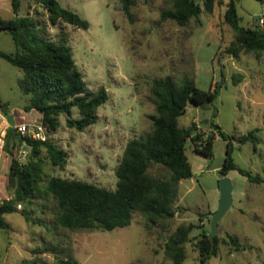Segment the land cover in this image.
Returning a JSON list of instances; mask_svg holds the SVG:
<instances>
[{
  "label": "rangeland",
  "instance_id": "rangeland-1",
  "mask_svg": "<svg viewBox=\"0 0 264 264\" xmlns=\"http://www.w3.org/2000/svg\"><path fill=\"white\" fill-rule=\"evenodd\" d=\"M203 1L195 0L201 8L199 16L178 26L160 20V13L171 7L167 0H132L130 19L121 0H57L89 23V28L82 30L60 21L52 25L42 7L32 0H19L17 16L37 22L44 39L64 41L90 92L100 87L107 92L95 124L82 132L66 126L68 118H79L76 109L70 117H58L59 127L55 133H47L48 142L67 153V164L52 166L42 151V186L49 178L59 177L115 190L116 168L127 142L151 130L156 102L149 88L155 79L169 80L175 86L191 81L208 91L223 77L218 96L208 109L189 103L178 126L198 123L194 134L204 141L216 133L209 126L211 120L232 142L236 167L264 179V51L240 52L237 57L228 54L235 40V33L224 21L230 0H214L211 13L204 10ZM233 2L245 28H251L253 18L264 13V0ZM0 17H14L11 0H0ZM0 52H17L8 32L0 31ZM22 77L20 69L0 58V101L7 104L0 107V117L9 126L41 123L38 112L24 109L29 96L22 93ZM206 119L208 123L202 124ZM250 132H255L258 144H240L239 139ZM225 149L226 141L217 136L212 156L204 157L187 141L185 155L192 177L179 183L176 213L163 225L149 227L135 212L129 226L112 231L67 229L55 221L51 196L16 205L18 212L5 215L8 227L0 230V264H58L60 259L78 264H174L165 253V244L180 225L192 226L182 264H202L196 243L202 235H209L211 214L218 207ZM30 152L25 143L12 147V156L0 150V179L6 186L0 203H14L8 183L12 158L25 163ZM147 173L155 179L168 176L161 165L151 166ZM225 177L232 184V204L218 223V252L206 264H264V182L253 184L237 170ZM229 236L238 240V248Z\"/></svg>",
  "mask_w": 264,
  "mask_h": 264
},
{
  "label": "trees",
  "instance_id": "trees-1",
  "mask_svg": "<svg viewBox=\"0 0 264 264\" xmlns=\"http://www.w3.org/2000/svg\"><path fill=\"white\" fill-rule=\"evenodd\" d=\"M48 14V21L55 25L59 21L87 30L89 23L73 11L63 8L57 0H32ZM169 9L160 13L161 21H173L184 26L191 18H197L201 8L195 0H167ZM123 12L130 19L132 0H121ZM214 0H204L203 7L207 13L213 10ZM13 18L0 17V31L11 34L17 52L8 55L0 52V58L20 69L23 73L21 90L29 96L25 111H36L41 115V124L46 132L53 134L59 127L58 117L62 114L70 117L72 109L79 114L78 119L68 118L66 126L82 132L95 124L97 110L107 101V92L100 87L95 93L90 92L78 70L72 51L64 41L50 42L40 36L37 22L29 17L17 16L19 0H11ZM225 23L235 33V40L230 44L227 53L237 57L240 52L260 53L264 51V31L252 25L245 28L240 25L236 6L230 0L224 13ZM222 77V76H221ZM223 77L221 78V81ZM220 81V82H221ZM220 82L208 91L197 88L193 82L186 81L175 86L169 80L152 81L149 88L154 98L155 113L150 116L151 130L146 135L133 138L127 142L121 160L116 168L117 185L115 190H107L96 185L74 179L51 177L42 186V159L46 158L54 167H65L67 153L49 142H39L23 137L14 130H8L4 141V151L12 156L14 146L27 144L30 156L25 163L12 158L8 183L13 188V201L0 203V230L7 229L4 219L7 214L17 213L16 205L29 203L32 199L48 195L55 201L56 223L67 229L112 231L127 227L135 212L139 213L149 227L163 225L176 213L175 201L179 183L192 177L191 167L185 155L187 141H191L194 151L204 157L212 156L213 143L217 136L226 141L225 158L221 176L231 170H237L253 184H260L264 179L252 175L236 167L232 159L233 144L220 129L209 121V126L216 133L209 135L204 141L200 135L194 134L198 123L188 128H180L178 119L187 105L211 104L217 98L221 88ZM7 105L0 101V107ZM214 114V113H213ZM251 142L258 144L255 132H250L239 139L240 144ZM153 165H161L168 171V176L155 179L147 170ZM25 216L23 212H20ZM192 226H178L165 244V253L174 264H182L184 260V244L188 240ZM233 246L239 247L238 240L229 236ZM219 239L212 240L202 235L196 247L199 259L206 264L218 252ZM58 264H78L72 259H60Z\"/></svg>",
  "mask_w": 264,
  "mask_h": 264
},
{
  "label": "water",
  "instance_id": "water-1",
  "mask_svg": "<svg viewBox=\"0 0 264 264\" xmlns=\"http://www.w3.org/2000/svg\"><path fill=\"white\" fill-rule=\"evenodd\" d=\"M258 19L259 16H255L253 18V24L258 25ZM209 101H205L199 105L193 103L192 105L194 107L199 108L200 110H207V105H209ZM208 120H204L202 124H207ZM22 141V138L19 137V142ZM218 188H219V202H218V207L214 213L211 214V220H210V232L208 235V239L212 240L218 230V223L222 219V217L226 214V212L229 210L232 204V197H231V192H232V184L229 178L227 177H222L218 183Z\"/></svg>",
  "mask_w": 264,
  "mask_h": 264
},
{
  "label": "built area",
  "instance_id": "built-area-1",
  "mask_svg": "<svg viewBox=\"0 0 264 264\" xmlns=\"http://www.w3.org/2000/svg\"><path fill=\"white\" fill-rule=\"evenodd\" d=\"M260 30L264 31V13L259 16L258 25ZM8 129H12L19 135V137H27L39 142H48V134L41 123L28 124L20 122L13 126H9L4 122L3 118L0 117V150L4 147V139Z\"/></svg>",
  "mask_w": 264,
  "mask_h": 264
},
{
  "label": "crops",
  "instance_id": "crops-1",
  "mask_svg": "<svg viewBox=\"0 0 264 264\" xmlns=\"http://www.w3.org/2000/svg\"><path fill=\"white\" fill-rule=\"evenodd\" d=\"M5 154L7 155V153H5ZM1 157H2V154H0V158ZM3 158H4V156H3ZM4 190H6V186L4 183L1 182V179H0V196L3 194Z\"/></svg>",
  "mask_w": 264,
  "mask_h": 264
}]
</instances>
